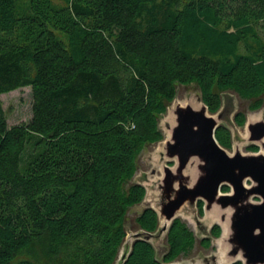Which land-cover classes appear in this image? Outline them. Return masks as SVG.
<instances>
[{"label":"trees","instance_id":"trees-1","mask_svg":"<svg viewBox=\"0 0 264 264\" xmlns=\"http://www.w3.org/2000/svg\"><path fill=\"white\" fill-rule=\"evenodd\" d=\"M191 84L210 114L225 92L263 106L264 0H0V95L32 92L18 125L0 101V264H37L24 253L41 242L59 264H115L128 212L146 195L137 159L163 140L160 119ZM215 138L230 147L224 127ZM134 221L159 227L149 207ZM166 241L158 260L134 240L122 264L172 263L196 238L175 218Z\"/></svg>","mask_w":264,"mask_h":264},{"label":"water","instance_id":"water-1","mask_svg":"<svg viewBox=\"0 0 264 264\" xmlns=\"http://www.w3.org/2000/svg\"><path fill=\"white\" fill-rule=\"evenodd\" d=\"M170 108L173 125L165 119L170 139L162 143L161 157L176 160V163L173 168H164L163 178L157 183L160 192L157 216L165 224L154 233L139 230L133 239L149 242L155 233L166 234L167 224L182 209L186 206L194 208L196 202L202 201L207 211L214 206L230 211V232L225 240L228 257H240L244 264H264V152L261 153V148L264 151V121L250 123L247 128L248 141L260 146L257 152L242 155L237 151L229 155L215 138L219 125L214 117L206 114L208 110L204 103L199 109L179 102L167 109ZM223 114L219 113L218 119ZM192 158L198 161L197 176L193 181L188 174ZM246 180L251 181L249 187L245 185ZM222 186H228L229 191L222 192ZM252 197H259L260 201L251 203ZM227 211L221 216V223L226 220ZM124 243L121 247L124 251L115 264H122L130 252L133 242L127 249Z\"/></svg>","mask_w":264,"mask_h":264},{"label":"rangeland","instance_id":"rangeland-1","mask_svg":"<svg viewBox=\"0 0 264 264\" xmlns=\"http://www.w3.org/2000/svg\"><path fill=\"white\" fill-rule=\"evenodd\" d=\"M27 1L28 0H19V2L23 3ZM221 99L223 106L220 108V111H218V114L223 112V116L218 119L217 113L212 115L207 111L206 114L208 116L214 117L219 127H224L230 133L231 144L229 148H224L226 152L229 155H232L237 151L242 155L250 154L252 151H249L247 147L251 145L256 146L258 151L260 149L259 144L248 141L249 132L247 128L250 123L264 121V104L260 109L252 111L249 109L250 102L239 97L234 92L223 93ZM0 101L2 110L9 126L26 122L30 118L32 103L31 88L25 87L14 90L7 94H2L0 95ZM175 102H179L182 105H191L197 109L203 106L200 91L194 84L188 86H178L176 98L169 107H171ZM229 106L231 107V111L229 110ZM226 110L228 111L226 112ZM239 112L243 113L246 118L243 126H238L234 121L235 114ZM167 116L168 109L166 114L161 117L159 122V127L164 136L163 140L161 142L144 147L137 159V172L133 181L139 182L145 187L146 196L140 205L131 208L128 212L125 222L127 237L124 244L126 249L129 248L133 242L134 235L139 233V228L134 221L136 216H138L146 207L152 208L156 214L159 215L157 202L160 192L158 191L157 183L163 178L164 168L166 166L173 168L176 163V160L170 161L166 157H161V147L163 146L162 143H164L166 135L168 134L166 133L165 128V119ZM166 120H168V118ZM188 168L190 173V170L192 169L191 164ZM245 185L249 187L251 185V181L246 180ZM227 188L229 187L227 186ZM259 201V197H252L250 199L251 203H257ZM198 202L195 203L194 208L186 206L176 215V218H179L182 222H184L186 226L194 233L196 243L188 255H181L177 260L172 262V264H206L204 259H209L211 256H214L216 259L214 264H233L237 261H240L242 264H244L243 259L240 257L235 259L228 257V242L225 241L226 239H221L223 232L221 226V216L224 215L228 209L223 210L219 206H214L211 210L207 211L205 205H203V213L200 214L197 209L198 207H196ZM229 213L230 211H227V220L228 216L230 215ZM164 224L165 221L162 218H159V229H161ZM170 224L171 223H168L167 227H169ZM199 225L202 229L199 228ZM215 225L219 226L221 230V234L218 238H214L209 235V230ZM158 233H155V237L151 238L149 243L153 247L157 259L160 260L167 250V241L165 232L161 234ZM205 235L209 236L210 238L209 247H206L205 245L201 246L199 243V241L204 238ZM44 245L45 244L41 242L40 245L33 246L34 248L31 249L30 253L26 252L24 254L27 257L33 258L37 264H59L58 260H56V262L52 260L60 259L61 256L58 258H50L47 256V254L45 256ZM123 251L124 250L121 248L119 256H121ZM209 263L213 264L211 262Z\"/></svg>","mask_w":264,"mask_h":264},{"label":"bare ground","instance_id":"bare-ground-1","mask_svg":"<svg viewBox=\"0 0 264 264\" xmlns=\"http://www.w3.org/2000/svg\"><path fill=\"white\" fill-rule=\"evenodd\" d=\"M171 110H172L171 108H170V110H168V116H167L168 120H167V122H169L171 125H173V119L171 118V116H172ZM166 133L169 134V131L167 130ZM168 134L166 135L165 140H169L170 139ZM263 152L264 151L261 148V153H263ZM190 164H191L192 169L190 170V173H189V168H188V174L190 176V180L193 181L196 178V176H197V165H198L197 159L196 158H192L190 163H189V166H190ZM221 226H222V230H223L221 239L225 240L226 238L229 237V232H230L229 228H228L229 221L226 219L224 222L221 223Z\"/></svg>","mask_w":264,"mask_h":264},{"label":"flooded vegetation","instance_id":"flooded-vegetation-1","mask_svg":"<svg viewBox=\"0 0 264 264\" xmlns=\"http://www.w3.org/2000/svg\"><path fill=\"white\" fill-rule=\"evenodd\" d=\"M198 203H199V202H198ZM196 207H197V206H196ZM199 226H200V225H199ZM212 227H213V226H212ZM212 227H211V229H212ZM199 228H201V226H200ZM201 229H202V228H201ZM211 229H210V230H211ZM210 230H209V235H211V234H210ZM207 238H209V236H206V235H205L204 238H202L201 240H203V239H207ZM201 240H200V241H201ZM200 244H201V243H200ZM201 246H203V245H201ZM215 260H216L215 257H214V256H211V258H209V259H206V258H205V259H204V262H205L206 264H210L209 262H211V263L214 264V263H215Z\"/></svg>","mask_w":264,"mask_h":264}]
</instances>
